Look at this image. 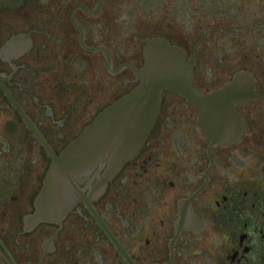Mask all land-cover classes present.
Returning a JSON list of instances; mask_svg holds the SVG:
<instances>
[{
	"label": "flooded vegetation",
	"instance_id": "1",
	"mask_svg": "<svg viewBox=\"0 0 264 264\" xmlns=\"http://www.w3.org/2000/svg\"><path fill=\"white\" fill-rule=\"evenodd\" d=\"M161 41L242 135L214 142L165 90L134 158L44 197ZM0 264H264V0H0Z\"/></svg>",
	"mask_w": 264,
	"mask_h": 264
},
{
	"label": "water",
	"instance_id": "2",
	"mask_svg": "<svg viewBox=\"0 0 264 264\" xmlns=\"http://www.w3.org/2000/svg\"><path fill=\"white\" fill-rule=\"evenodd\" d=\"M187 63L183 53L166 42L150 44L146 66L136 73L141 84L105 109L60 156L52 154L54 161L44 197L54 188L61 191L64 182L73 184L74 179L88 176L96 169L105 168L102 180L106 182L134 158L155 124L165 90L184 96L199 109L206 125L204 133L214 142L238 139L243 133L242 124L235 121L236 117L229 114L230 107L221 100L223 93L228 91L209 97L202 95L193 87ZM212 119L214 121L207 123ZM224 125H239L242 130H222Z\"/></svg>",
	"mask_w": 264,
	"mask_h": 264
}]
</instances>
